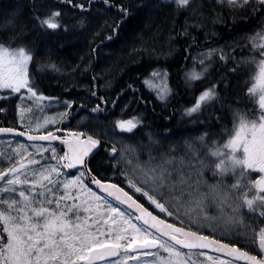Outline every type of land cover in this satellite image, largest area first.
Masks as SVG:
<instances>
[{
  "label": "rangeland",
  "instance_id": "rangeland-1",
  "mask_svg": "<svg viewBox=\"0 0 264 264\" xmlns=\"http://www.w3.org/2000/svg\"><path fill=\"white\" fill-rule=\"evenodd\" d=\"M216 1L239 8L251 0ZM255 34L249 49L244 45L240 50L246 56L237 62L239 68L256 69L245 95L255 98L252 108L257 109L264 107V25L256 28ZM238 49L237 43H225L211 52L227 59ZM30 63L31 55L24 49L0 46V105H5L0 112H5L6 105L15 99L18 125L26 132L43 133L69 121V130L75 134L87 133L112 144L110 147L116 151L112 157L121 166L123 176L147 197L137 199L147 204L158 202L166 208L161 217L168 221L244 243L264 259V193L258 189L256 198H244V189L249 186L238 177L234 166L226 165L225 160L216 162L227 143L236 149L237 137L251 131L249 109L242 115L236 111L235 122L219 131L223 133L219 138L192 132L184 154L163 159L162 154L153 152L157 138L152 132L145 131V140L126 133L131 129L129 122L136 121H100L72 111V101L37 92L30 84ZM145 84L159 100L171 98L166 71L153 72ZM199 100L205 104L225 102L223 94L214 88H206L198 95ZM232 130L238 134H227ZM65 162L58 146L0 138V264H86L83 259L91 249L109 244L119 246L121 255L99 264H241L177 248L143 226L133 212L93 191L83 171L67 176L62 168ZM211 173L220 180L218 184L208 183ZM231 175L232 185L226 186L219 179ZM187 185L202 198H163L185 194ZM258 185L264 189V184ZM227 189L230 193L238 189V198H234L237 191L230 194L233 198H222ZM150 240L159 241L157 250H130L135 243Z\"/></svg>",
  "mask_w": 264,
  "mask_h": 264
},
{
  "label": "trees",
  "instance_id": "trees-1",
  "mask_svg": "<svg viewBox=\"0 0 264 264\" xmlns=\"http://www.w3.org/2000/svg\"><path fill=\"white\" fill-rule=\"evenodd\" d=\"M263 25L264 2L256 0L239 8L216 0H0V46L31 55L33 89L72 101V111L100 121L140 115L159 133L184 128L180 108L206 88L225 100L208 103L193 118L195 124L205 118L208 131H220L217 115L232 125L236 111L253 109L255 98L245 93L256 69L239 68L237 59ZM225 43H237L238 51L227 59L211 52ZM155 71L168 73L172 102L160 103L147 88ZM16 110L14 99L0 112V127L21 128ZM102 160L92 161L94 174L116 182L106 166L124 177L120 165Z\"/></svg>",
  "mask_w": 264,
  "mask_h": 264
},
{
  "label": "flooded vegetation",
  "instance_id": "flooded-vegetation-1",
  "mask_svg": "<svg viewBox=\"0 0 264 264\" xmlns=\"http://www.w3.org/2000/svg\"><path fill=\"white\" fill-rule=\"evenodd\" d=\"M172 94H173V90L171 89V95ZM54 99H57V98L54 97ZM157 100L160 103L172 102L171 99L166 100V101H163V100L161 101L157 98ZM179 102H180V100L178 102L176 100L175 101L173 100V103H175V104L179 103ZM206 105L207 104L203 103V101L196 100V102L194 104H188V105L182 106L180 108V116H178L179 119L185 123V127L182 129L179 128V129L167 130V131H164L163 133H159L157 130H155V128L150 127V125H148L146 123L147 120L145 117H142L140 115H136L135 117L131 118V120L136 121V123L129 122L131 129H130V131L127 130L126 133L131 134L129 136L132 138L142 136V139H146L147 137L145 138L144 135H145V131L148 130V132H152L153 135H155L157 138V139H155L156 142H154L156 144L155 151H153V152H155V155L160 156L162 154L163 159L167 158V157L168 158L175 157L178 155L181 156V154H184V152H185L186 142L190 141V138H192V132H194V133L200 132L202 134L209 133L210 134L209 136H213L216 138L217 137L219 138V136L223 135L222 132L219 133V132L206 130L207 125L205 123V118L200 119V121L198 122L199 124L193 123V118L197 115H201V112L203 111L204 107H206ZM253 109L249 110V119H248V122H250L252 125L251 131L247 132L244 135V137H237V140L235 141V143L237 144L238 147L236 149H232V147L230 148L229 146H227L228 145V143H227L226 146L224 148H222V150L219 152L218 158L216 161L217 164H219V162L221 160H225L226 165H228L230 163L232 165V167L234 166V171H236V174L238 175V177H241V179H243L245 181V183H247V185L249 187L247 189H244V195H245L244 198H256V192L258 189L264 193V189H261V187L260 188L257 187V184H259L258 186H260L261 184H264V107L263 108L259 107V108L254 109V110ZM216 117H218L220 119L218 122V128L220 129V131L221 130L223 131L225 126L226 127L230 126V125L225 124L224 122L221 121V115H217ZM70 123L71 122L68 121V122H65L63 124H59V125L55 126L54 128H52L48 131H45L43 133H49V132L56 131V130H64V131H68L70 133H74V132L69 130V129H71ZM201 128L202 129L205 128V129L200 130ZM124 130H125V128L123 129V131ZM227 134L235 136L238 134V131L232 130V131H229ZM59 135L65 137L63 133H61ZM66 137H69V136L67 135ZM100 142H101V149L89 161V168H90V165L92 164V161L96 158V156L102 157L103 158L102 161L105 165L108 164V162H106V161H110V160L113 161L114 164H116L115 163L116 160L114 159V157L116 156L115 155L116 151L110 147L112 144L105 142V141H101V140H100ZM230 144H231V142H230ZM48 145H50V144H48ZM59 148L62 149V151L64 152L65 157H66V162L62 165V168H63L64 173H66L67 176H69V177L75 176L79 171H83L86 174V171L84 169H78L75 171L72 170L71 167L69 166V161H68V157H67L66 152L64 151V149L62 147H59ZM224 149L226 150L225 153L222 152ZM113 155H115V156L112 157ZM116 165H119V164H116ZM104 168H105L107 173L114 174V178L117 180L114 183L121 186L123 189H125L128 193L133 195L135 198H147L143 192L138 191L136 186L134 184L128 182V180L126 178H124L122 176L118 177V175H115V173L112 170L108 169L106 166H104ZM96 176L99 179H101L102 181H108V180H105L104 178H100L98 175H96ZM86 177H87V174H86ZM208 177H209L208 183H211V185H215V184H218L220 182V180H218V178L216 179L212 176V173L209 174ZM219 179H223L226 186L232 185V183L234 182V177L232 175L226 176L225 178L221 177ZM90 188L93 191L100 194L102 197L108 198L107 196H105L101 192L95 190L94 188H92V187H90ZM228 191H229V189H227L226 193L224 195H222V198H233V197H231L230 194L233 193V195H234L235 191H237V192L235 193L234 198H238V194H239L238 189L235 191L233 190L234 192L231 191V193ZM184 192H185V194H172L170 196L165 195L163 198H202L198 194L193 193V189H192L191 185L185 186ZM159 206L160 205L158 202L153 201L152 204H150L151 209L150 208L149 209L152 210L154 213L158 214L159 216H161V215L166 213V208L162 207L163 210H159ZM248 220L250 223L251 219L249 218ZM191 229L198 231L194 228H191ZM198 232H200V231H198ZM204 234H207V235L213 236L215 238L221 239V240L226 241L232 245H237L238 247L243 248V249L257 255L261 259H263L261 257V255L256 250L249 248L244 243L232 242V241L227 240L225 238L216 237L209 232H204Z\"/></svg>",
  "mask_w": 264,
  "mask_h": 264
},
{
  "label": "water",
  "instance_id": "water-1",
  "mask_svg": "<svg viewBox=\"0 0 264 264\" xmlns=\"http://www.w3.org/2000/svg\"><path fill=\"white\" fill-rule=\"evenodd\" d=\"M61 133L65 137L60 136ZM67 135L69 137H66ZM4 137L15 138L30 144H50L62 147L67 154L71 169L74 171L84 169L86 171L87 183L90 187L133 212L143 226L181 250L205 252L241 264H264L263 259L237 245H232L221 239L164 219L121 186L111 181L99 179L89 168V161L101 149V142L90 134H75L64 130L49 133H29L21 128L2 126L0 127V138ZM159 210H163L162 206H159ZM159 246V241L150 240L145 243L137 242L130 250L132 252L154 251ZM120 255V247L109 244L91 249L83 262L99 264L116 259Z\"/></svg>",
  "mask_w": 264,
  "mask_h": 264
},
{
  "label": "bare ground",
  "instance_id": "bare-ground-1",
  "mask_svg": "<svg viewBox=\"0 0 264 264\" xmlns=\"http://www.w3.org/2000/svg\"><path fill=\"white\" fill-rule=\"evenodd\" d=\"M22 25V24H21ZM15 42V41H14ZM208 49V48H207ZM83 51V50H82ZM75 55V54H74ZM79 56V55H78ZM81 62V61H80ZM73 63V62H72ZM85 63V62H84ZM90 66V65H89ZM76 70V69H75ZM101 73V72H100ZM77 75V74H76ZM169 141V140H168ZM166 154V153H165Z\"/></svg>",
  "mask_w": 264,
  "mask_h": 264
}]
</instances>
